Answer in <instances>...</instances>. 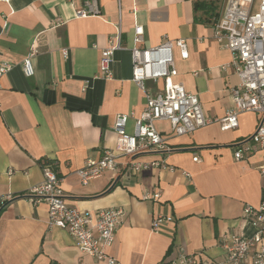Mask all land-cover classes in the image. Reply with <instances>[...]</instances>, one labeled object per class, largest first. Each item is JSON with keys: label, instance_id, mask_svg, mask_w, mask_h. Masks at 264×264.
<instances>
[{"label": "crops", "instance_id": "crops-1", "mask_svg": "<svg viewBox=\"0 0 264 264\" xmlns=\"http://www.w3.org/2000/svg\"><path fill=\"white\" fill-rule=\"evenodd\" d=\"M87 1L0 0V62L12 65L0 79V197H13L0 210V264H107L82 255L66 230L49 227L44 201L32 204L25 198L42 181L44 159L55 162L68 206L88 213L123 211L108 250L116 264H161L182 254L220 260L223 237L254 232L241 219L243 206L264 203V175L259 173L264 151L242 161L234 158L236 146L255 131L257 114H240L236 129L221 131L212 123L183 136L174 135L167 121L155 122L167 150L133 159L163 160L173 172L154 168L132 173L126 157H119L116 171L86 186L75 172L114 148L118 115L131 114L125 131L132 134L142 112L144 94L131 81L127 50L135 24L143 27L140 48L158 46L163 37L183 39L188 57L182 59L173 48V82L197 96L206 118L226 115L231 108L227 88L238 79L230 69H220L230 54L212 39L221 4L96 0L99 14L81 17ZM118 32L127 49L115 52L111 76L103 79L100 51ZM31 50L36 51L34 74L25 77L21 64ZM147 86L160 90L162 81ZM154 193L158 199H143ZM157 215L172 221L153 232Z\"/></svg>", "mask_w": 264, "mask_h": 264}, {"label": "built area", "instance_id": "built-area-1", "mask_svg": "<svg viewBox=\"0 0 264 264\" xmlns=\"http://www.w3.org/2000/svg\"><path fill=\"white\" fill-rule=\"evenodd\" d=\"M221 4V13L212 23V39L230 54V62L220 67L222 71L230 69L237 77L238 83L227 88L231 108L222 119H209L204 116L199 100L195 94L185 90L182 84L174 83L177 71L174 66L172 50L176 47L180 57L187 59V45L183 39L175 41L163 37L155 47L140 48L143 27H133V45L123 47L121 33L108 38L107 46L100 51L98 70L100 77L111 76V64L116 51L127 49L131 61V81L144 94V107L138 118L134 119V131H125L126 122L131 114L118 115L113 128L116 134L113 149H105L98 159H89L75 173L81 185L100 178L106 172L116 171L119 157L129 160L126 169L132 173L162 169L174 171L172 166L163 160L140 162L133 158L144 152L167 150L165 139L154 128V123L167 121L171 132L176 136L192 134L197 129L212 123H218L221 131L236 129L238 116L243 113H254L260 117L255 131L240 142L234 152L236 161L264 151V0H210ZM99 14L96 0L85 3V9L79 16ZM36 51L31 50L22 61V72L25 77L34 74L32 58ZM66 55V51H63ZM12 69L9 62H0V79ZM162 81L160 90H152L147 83ZM87 84V83H86ZM87 85L85 86L86 89ZM194 162L199 159L194 157ZM259 173L264 175V155ZM42 181L33 186L25 198L32 204L44 201L48 207L47 225L66 230L72 237L78 251L96 261L116 264L108 254L114 242L115 231L121 222V209H105L95 213L81 212L65 202L62 190V178L51 163L40 165ZM186 177H189L185 173ZM159 193L148 194L145 200H156ZM13 200L11 194L0 197V210ZM241 219L254 228L250 235H230L223 237L220 260L204 259L199 255H180L161 264H264V203L258 207L244 205ZM170 217L157 215L152 219L151 229L157 232L163 222H171Z\"/></svg>", "mask_w": 264, "mask_h": 264}, {"label": "trees", "instance_id": "trees-1", "mask_svg": "<svg viewBox=\"0 0 264 264\" xmlns=\"http://www.w3.org/2000/svg\"><path fill=\"white\" fill-rule=\"evenodd\" d=\"M200 6H201L200 3L195 4V8H196V9L199 8ZM43 163H51V164H53L54 167H55V162H54V161H51V160H48V159H44L43 161H41V164H43ZM41 164H40V165H41Z\"/></svg>", "mask_w": 264, "mask_h": 264}, {"label": "rangeland", "instance_id": "rangeland-1", "mask_svg": "<svg viewBox=\"0 0 264 264\" xmlns=\"http://www.w3.org/2000/svg\"><path fill=\"white\" fill-rule=\"evenodd\" d=\"M257 5H258V0H257V4H256V6H255V8H254V12L257 10L256 8H257Z\"/></svg>", "mask_w": 264, "mask_h": 264}, {"label": "water", "instance_id": "water-1", "mask_svg": "<svg viewBox=\"0 0 264 264\" xmlns=\"http://www.w3.org/2000/svg\"><path fill=\"white\" fill-rule=\"evenodd\" d=\"M2 1H5V0H2Z\"/></svg>", "mask_w": 264, "mask_h": 264}]
</instances>
